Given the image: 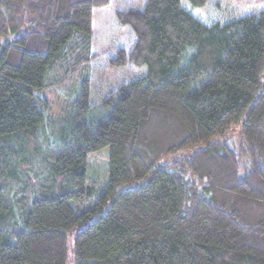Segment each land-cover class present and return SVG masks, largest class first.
<instances>
[{
	"label": "trees",
	"instance_id": "obj_1",
	"mask_svg": "<svg viewBox=\"0 0 264 264\" xmlns=\"http://www.w3.org/2000/svg\"><path fill=\"white\" fill-rule=\"evenodd\" d=\"M110 1L0 0V264H264V10L117 13L135 42L109 66L145 72L97 108L93 12ZM107 148L108 182L77 214Z\"/></svg>",
	"mask_w": 264,
	"mask_h": 264
},
{
	"label": "rangeland",
	"instance_id": "obj_2",
	"mask_svg": "<svg viewBox=\"0 0 264 264\" xmlns=\"http://www.w3.org/2000/svg\"><path fill=\"white\" fill-rule=\"evenodd\" d=\"M142 2V0H111L107 7L93 12L92 54L94 57L90 63V91L92 103L97 108L112 92L131 80L141 77L145 72L144 69L131 64L121 69H112L109 66L110 60L115 58L121 49L128 53L135 42L134 33L130 28L119 23L117 13L131 8H138ZM185 6L199 21L209 24L217 21L226 23L243 15L264 10V0H207V4L201 9H194L189 2L185 1ZM14 39V35L6 38L8 41ZM71 90L75 91V87H72L69 82V85L65 88L51 93L56 105L54 113L57 116L60 115L58 109L62 108L59 101L67 103ZM104 113L105 111L100 109L95 111L93 116L100 119L104 116ZM108 162V148L89 156L86 187L92 189L94 195L84 203L71 204L77 214L92 205L98 193L106 186L108 182ZM95 219H91L90 223L94 222Z\"/></svg>",
	"mask_w": 264,
	"mask_h": 264
}]
</instances>
